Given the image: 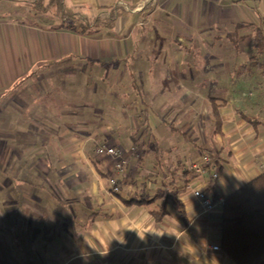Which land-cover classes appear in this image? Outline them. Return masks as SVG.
Instances as JSON below:
<instances>
[{"label":"crops","instance_id":"crops-1","mask_svg":"<svg viewBox=\"0 0 264 264\" xmlns=\"http://www.w3.org/2000/svg\"><path fill=\"white\" fill-rule=\"evenodd\" d=\"M67 5L89 20L114 13V26L84 33L27 0H0V264H235L206 249L220 240L221 206L207 214L185 190L184 224L171 205L158 222L153 205L134 202L184 182L181 165H144L152 143L140 150L134 138L147 106L160 144L194 154L171 123L198 136L204 116L214 124L216 99L223 134L206 143L216 160L188 165L199 173L189 184L207 193L213 180L207 194L219 200L264 172V53L249 61L264 0ZM99 144L127 157L123 172Z\"/></svg>","mask_w":264,"mask_h":264},{"label":"trees","instance_id":"trees-1","mask_svg":"<svg viewBox=\"0 0 264 264\" xmlns=\"http://www.w3.org/2000/svg\"><path fill=\"white\" fill-rule=\"evenodd\" d=\"M32 11L48 15L50 18L59 21L61 27H73L76 21H80L81 31L84 33H94L100 28H113L114 16L106 20L99 16H96L93 20L84 18L78 13L70 12L68 10L67 0H27ZM255 46L257 48V54L250 57L249 61L259 60V56L264 53V29L260 26L255 29ZM258 63V62H257ZM248 62L241 64L238 67L239 72L244 71L249 66ZM138 97H142L141 90H138ZM221 104L213 100L212 110L214 116V124L212 126L210 135H222L223 121L219 112ZM149 109L147 106L143 107L141 111L140 128L143 132L150 135V141H143V138L138 141L139 146H146L152 143V148H145V153L152 155L150 165H155L160 172L163 173L164 165H181L180 171L184 178L183 185L179 187L176 185L177 181L174 177L172 182L168 184L166 190L157 194L154 198L142 196L139 199H134V202L144 205H153L151 213L154 219L158 222L163 221L169 214V206H173L180 216L184 224L189 223V216L186 210V206L180 195L187 190L189 183L199 175L195 167L188 165H194L195 163L189 159L194 156L193 153H184L176 155L173 152V147L165 148L160 142L159 138L154 134L153 123L150 118ZM243 116V114H241ZM246 118V117H245ZM206 122H205V121ZM246 120L253 126L257 127L258 120H252L246 118ZM207 119L203 118V123L207 126ZM173 134L178 142V137L183 142L187 143L191 149L200 151L201 162L204 165H214L216 155L206 144L195 143L192 136L190 127L187 130H183V126L180 123H171ZM139 139V138H138ZM137 139V140H138ZM137 142V141H136ZM144 153V154H145ZM183 153V152H181ZM193 154V155H192ZM209 157L208 163L204 162L205 157ZM143 160V159H142ZM220 173V169L217 170ZM117 186L118 180H117ZM214 189V181L210 180L207 188V193L212 192ZM214 201L218 200L216 194L213 195ZM159 198V199H158ZM221 234L220 245L223 253L235 264H264V172L256 176L252 180L243 184L233 192L229 193L225 198V202L221 209Z\"/></svg>","mask_w":264,"mask_h":264},{"label":"built area","instance_id":"built-area-1","mask_svg":"<svg viewBox=\"0 0 264 264\" xmlns=\"http://www.w3.org/2000/svg\"><path fill=\"white\" fill-rule=\"evenodd\" d=\"M96 152L99 155H109V156L117 157V161L115 162V172L121 173L124 171V169L128 163V159L125 155L122 154V152L118 148H116L114 146L107 145V144H99L96 147ZM209 161H210V159L208 156L204 158V162L208 163ZM218 175H219V172L216 170L213 173V177L217 178ZM111 183H112V187H113L114 191L117 192L119 190V187L117 186V178L113 176L111 178ZM187 190H190L193 198L195 200H197V202L202 204V207L204 208L203 210L207 214L214 212L216 206H221V208H222V206L225 202V198H220L219 200L214 201L212 199V197H210L207 193H205V190L203 188L195 189L191 186V184L188 185ZM208 248L212 249L214 251H222L219 240L214 241L212 243H208L206 246V249H208Z\"/></svg>","mask_w":264,"mask_h":264},{"label":"rangeland","instance_id":"rangeland-1","mask_svg":"<svg viewBox=\"0 0 264 264\" xmlns=\"http://www.w3.org/2000/svg\"><path fill=\"white\" fill-rule=\"evenodd\" d=\"M201 62V61H200ZM154 121L156 122V124L159 126L157 129H154V134L159 138V140H163V132H162V130L163 129H160L162 126H161V124H160V122L156 119V118H154ZM205 121V120H204ZM206 122V121H205ZM202 128L200 129V128H197V130L198 129H200V130H198L197 132H199L198 133V136H196L195 134H193L192 135V139L193 140H195V142L197 143V144H201V145H205L206 143H208L209 142V140H210V138H211V136L209 137V135H210V131L212 130V126H210V123L209 122H207V126L204 124V123H202ZM139 138V139H138ZM140 138H143V141L144 142H146L147 140L148 141H150L151 140V137H150V135H148L147 133H145V132H143V129L142 128H139L138 129V131L136 132V137L134 138L135 139V141H137L136 142V144H138V141L139 140H141ZM138 139V140H137ZM180 138L178 137V140H179ZM129 141H131V138H129L128 139ZM137 146V145H136ZM186 146V145H185ZM188 146H190L189 144H188ZM137 148H139L140 150H142V147L141 146H137ZM194 151V150H193ZM137 156V155H136ZM143 156V155H142ZM201 155H200V152H198V150H196V153L194 154V156H193V161H194V163H198V162H200L201 161V157H200ZM151 159H152V156L150 157V154H149V156H148V154H144V158H143V164L144 165H150V161H151Z\"/></svg>","mask_w":264,"mask_h":264}]
</instances>
